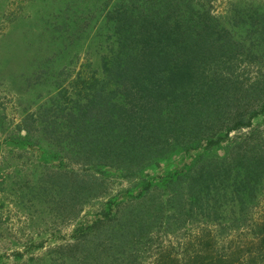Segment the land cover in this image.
Here are the masks:
<instances>
[{
  "label": "rangeland",
  "instance_id": "rangeland-1",
  "mask_svg": "<svg viewBox=\"0 0 264 264\" xmlns=\"http://www.w3.org/2000/svg\"><path fill=\"white\" fill-rule=\"evenodd\" d=\"M131 1L0 0V264H264L262 243L252 241L264 221V200L254 211L261 225L231 232L224 242L212 240L207 229L197 234V222L171 219L165 228L158 217L149 219V232L113 246L111 230L140 212L143 201L133 204L130 197L147 182L163 184L204 157L223 156L231 142L173 148L127 179L120 168L94 162V124L80 128L73 119L119 50L116 19ZM199 4L216 28L239 39L250 33L242 16L253 22L264 12V0ZM256 60L241 55L220 62L238 77L239 92L254 80ZM255 89L247 97L240 92L250 107L264 105V83ZM249 113L251 127L229 133L237 143L264 138V107ZM81 135H87L83 142ZM151 192L147 202H154Z\"/></svg>",
  "mask_w": 264,
  "mask_h": 264
},
{
  "label": "trees",
  "instance_id": "trees-1",
  "mask_svg": "<svg viewBox=\"0 0 264 264\" xmlns=\"http://www.w3.org/2000/svg\"><path fill=\"white\" fill-rule=\"evenodd\" d=\"M120 15L119 50L104 64L103 77L94 78V95L73 119L80 128L94 124V162L120 168V176L127 179L173 148L210 145L223 138L231 142L223 156L204 157L163 184L147 182L130 197L133 204L143 201L140 212L127 218V226L120 223L111 230L113 246H126L128 237L149 232L144 230L149 219L160 217L165 228L171 219L182 220L181 225L197 222V234L207 229L218 242L231 232L262 224L252 241L262 243L264 251V221L260 224L254 214L264 200V138L237 143L229 136L232 130L251 127L249 110L258 113L264 107L242 101L264 83V12L253 22L242 16L250 24L248 39L216 28L215 17L199 0H132ZM241 55L260 64L252 83L241 89L245 96L238 91L234 71L222 68L225 60L233 62ZM152 190L154 202H147ZM164 211L170 216L161 218ZM121 216L126 218L114 215L118 220ZM211 224L220 229L214 232Z\"/></svg>",
  "mask_w": 264,
  "mask_h": 264
}]
</instances>
